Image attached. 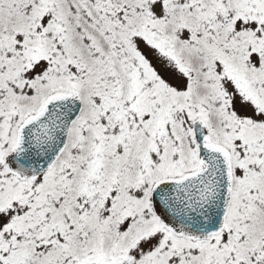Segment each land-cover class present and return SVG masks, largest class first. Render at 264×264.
<instances>
[{
	"label": "snow or ice",
	"instance_id": "snow-or-ice-1",
	"mask_svg": "<svg viewBox=\"0 0 264 264\" xmlns=\"http://www.w3.org/2000/svg\"><path fill=\"white\" fill-rule=\"evenodd\" d=\"M0 264H264V0H0Z\"/></svg>",
	"mask_w": 264,
	"mask_h": 264
}]
</instances>
